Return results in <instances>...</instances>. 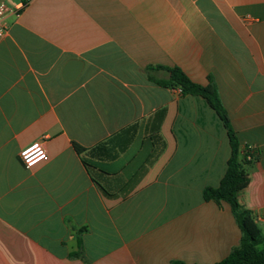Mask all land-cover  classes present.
I'll return each mask as SVG.
<instances>
[{"label":"crops","instance_id":"1","mask_svg":"<svg viewBox=\"0 0 264 264\" xmlns=\"http://www.w3.org/2000/svg\"><path fill=\"white\" fill-rule=\"evenodd\" d=\"M0 1H26L0 36V264H213L238 245L228 203L202 197L226 127L150 64L213 78L258 150L237 197L264 233V0ZM38 140L47 158L25 168Z\"/></svg>","mask_w":264,"mask_h":264},{"label":"trees","instance_id":"2","mask_svg":"<svg viewBox=\"0 0 264 264\" xmlns=\"http://www.w3.org/2000/svg\"><path fill=\"white\" fill-rule=\"evenodd\" d=\"M144 71L148 80L162 87L178 88L182 94L198 95L204 98L226 127L230 146L226 171L218 186L203 189L202 197L204 200L228 203L241 234L238 245L232 248L223 259L213 264H264V233L255 224L250 212L241 207L237 197L238 191L248 183V174L244 166L258 159V150L247 148V144L240 146L211 76L207 77L206 84H200L190 79L178 66L150 64L145 67ZM158 72H163L166 76L159 77ZM73 147L78 154L85 150L77 143H73ZM81 158L85 166H91L87 159Z\"/></svg>","mask_w":264,"mask_h":264},{"label":"built area","instance_id":"3","mask_svg":"<svg viewBox=\"0 0 264 264\" xmlns=\"http://www.w3.org/2000/svg\"><path fill=\"white\" fill-rule=\"evenodd\" d=\"M25 3L26 1H21L19 5L12 11L5 2L0 1V36L3 35L7 30V15L10 12L18 14V12L24 6ZM247 148L255 149V147L250 144H247ZM17 157L20 163L25 168H30L38 162L45 160L47 158V154L43 142L41 140H38L33 141L30 144L22 147L18 151Z\"/></svg>","mask_w":264,"mask_h":264},{"label":"water","instance_id":"4","mask_svg":"<svg viewBox=\"0 0 264 264\" xmlns=\"http://www.w3.org/2000/svg\"><path fill=\"white\" fill-rule=\"evenodd\" d=\"M76 67H77L76 63L73 62L68 63L65 68V73L67 75H72V73L76 71Z\"/></svg>","mask_w":264,"mask_h":264}]
</instances>
